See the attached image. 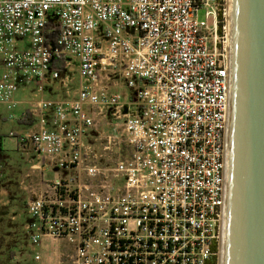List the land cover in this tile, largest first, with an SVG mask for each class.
<instances>
[{
	"label": "built area",
	"instance_id": "1",
	"mask_svg": "<svg viewBox=\"0 0 264 264\" xmlns=\"http://www.w3.org/2000/svg\"><path fill=\"white\" fill-rule=\"evenodd\" d=\"M228 20L229 0H0V104L16 110L20 85H36L24 103L39 130L18 138L36 159L22 180L36 264L57 243L72 264H220ZM72 72L76 94L47 99ZM113 76L132 100L105 86Z\"/></svg>",
	"mask_w": 264,
	"mask_h": 264
},
{
	"label": "water",
	"instance_id": "2",
	"mask_svg": "<svg viewBox=\"0 0 264 264\" xmlns=\"http://www.w3.org/2000/svg\"><path fill=\"white\" fill-rule=\"evenodd\" d=\"M226 145L220 264H264V0H231Z\"/></svg>",
	"mask_w": 264,
	"mask_h": 264
},
{
	"label": "rangeland",
	"instance_id": "3",
	"mask_svg": "<svg viewBox=\"0 0 264 264\" xmlns=\"http://www.w3.org/2000/svg\"><path fill=\"white\" fill-rule=\"evenodd\" d=\"M199 18L202 20L206 19V11L204 9L200 11ZM2 69L0 62V72ZM68 76L71 78V82H80L77 72H72ZM25 86L31 92L34 91L33 85L30 83H22L20 88ZM46 90L47 88L45 92ZM14 112L16 111L8 110L5 105L0 104V134L4 136V149L0 151V239L3 240L2 237L7 235L8 230L12 232V235L19 236L20 242L23 241L25 244L22 242L21 250L17 251L15 260L26 261V263L28 262L27 264H36L30 251L29 237L24 230V225L30 221L31 216L27 208L26 195L28 193L22 188L26 173L30 170L33 160L35 161L36 159L32 150H23L20 147L18 138L22 137L26 132L38 131L39 126L35 124L24 125L20 124L17 119H11L10 113ZM29 113L32 117H36L31 111ZM50 119V117L47 118L48 125L53 128L52 120L50 121ZM47 175L54 177L55 172H48ZM2 199L10 202L4 203L5 200L2 201ZM13 209H15V212H13ZM0 249L4 251L6 248L1 247ZM47 252L49 259L52 257L53 261L46 259V264H72L71 250L64 244L57 243L53 252Z\"/></svg>",
	"mask_w": 264,
	"mask_h": 264
},
{
	"label": "crops",
	"instance_id": "4",
	"mask_svg": "<svg viewBox=\"0 0 264 264\" xmlns=\"http://www.w3.org/2000/svg\"><path fill=\"white\" fill-rule=\"evenodd\" d=\"M0 62L2 64V61H0ZM2 67H3V65H2ZM77 76H78V73H77ZM79 84H80V82H77V83L76 82H69L66 85L63 84L62 82H47L45 85V89L47 88V90L45 92V97L47 99H50V100H58V99H63V98L74 96L76 94L78 88H79ZM104 84L110 91L121 92L123 99L125 101L133 99V95H132L131 90H129V88L125 85V82L119 80L116 76L111 77V79L105 80ZM31 85H33V89L35 91L36 85L35 84H31ZM33 92H31L26 86L22 87V88L19 87L18 92L16 94V98L21 103L19 104V106L15 110L16 111L15 113H17L19 118L20 117H27L29 115L28 112L30 110L28 108V105H26L24 103V101L27 100L28 98H31V96L34 95V93H35V92L34 93ZM126 110H128V107L124 108V111H126ZM53 115H54V108L50 107L47 110L46 117H45L48 127H50V125H48L47 118L50 117L51 118L50 121L52 120V124H53ZM33 118L35 120L34 124L39 126L38 118L37 117H33ZM99 122L101 125H104L105 127L106 126L111 127V126H113V124L115 122H119V120H117L115 118V116H113L112 112L108 111L106 114L99 117Z\"/></svg>",
	"mask_w": 264,
	"mask_h": 264
},
{
	"label": "trees",
	"instance_id": "5",
	"mask_svg": "<svg viewBox=\"0 0 264 264\" xmlns=\"http://www.w3.org/2000/svg\"><path fill=\"white\" fill-rule=\"evenodd\" d=\"M58 40V31L54 29V24L50 22L47 26V42L56 44ZM65 62L66 58H59L54 60L53 67L59 69L63 74L65 73ZM27 117H20L17 121L24 125H33L35 120L28 112ZM4 149V136L0 134V151ZM3 240L0 239V248L3 247L5 250L0 249V264H27L26 261L15 260L17 251L21 250L20 237L17 235H12V232L8 230L7 235H3ZM24 243V242H23ZM27 243V242H26ZM25 244V243H24ZM19 246V247H18ZM217 246L215 245V249Z\"/></svg>",
	"mask_w": 264,
	"mask_h": 264
},
{
	"label": "bare ground",
	"instance_id": "6",
	"mask_svg": "<svg viewBox=\"0 0 264 264\" xmlns=\"http://www.w3.org/2000/svg\"><path fill=\"white\" fill-rule=\"evenodd\" d=\"M229 4H230V7L229 8H231V0H229ZM228 25H229V41H230V9H229ZM229 46H230V44H229ZM222 259H223V254L221 253V263H222Z\"/></svg>",
	"mask_w": 264,
	"mask_h": 264
}]
</instances>
